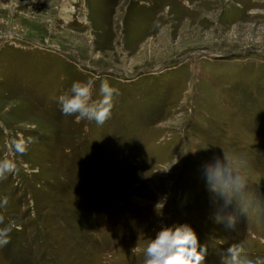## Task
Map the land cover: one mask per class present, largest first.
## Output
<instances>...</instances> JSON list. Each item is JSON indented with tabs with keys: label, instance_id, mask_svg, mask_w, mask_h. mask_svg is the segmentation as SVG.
<instances>
[{
	"label": "rangeland",
	"instance_id": "obj_1",
	"mask_svg": "<svg viewBox=\"0 0 264 264\" xmlns=\"http://www.w3.org/2000/svg\"><path fill=\"white\" fill-rule=\"evenodd\" d=\"M105 80L103 125L61 113ZM2 159L0 264H146L181 225L201 264H264V0H0Z\"/></svg>",
	"mask_w": 264,
	"mask_h": 264
},
{
	"label": "clouds",
	"instance_id": "obj_2",
	"mask_svg": "<svg viewBox=\"0 0 264 264\" xmlns=\"http://www.w3.org/2000/svg\"><path fill=\"white\" fill-rule=\"evenodd\" d=\"M70 95L65 94L57 98L61 113L66 116L75 115L78 120L87 119L94 121L97 125H103L112 115L114 107L113 97L118 96L119 90L109 85L105 80L101 82L100 94L102 99L93 101L91 82L85 84L74 82L70 89ZM36 142L34 137L26 140L13 139L11 149L14 152L23 154L27 146ZM16 163L11 159L0 160V181L7 179L9 174L16 171ZM8 197H0V208L7 206ZM3 218L0 217V223ZM19 228L15 221L0 228V247L10 243V233L13 228ZM198 238L193 229L188 225H181L174 228H165L160 231L156 238L151 241L145 249V255L149 257L146 264H201L205 259L204 249L198 251ZM233 259L239 255L240 249L232 247L229 249Z\"/></svg>",
	"mask_w": 264,
	"mask_h": 264
}]
</instances>
